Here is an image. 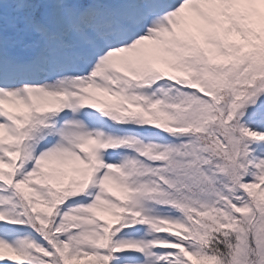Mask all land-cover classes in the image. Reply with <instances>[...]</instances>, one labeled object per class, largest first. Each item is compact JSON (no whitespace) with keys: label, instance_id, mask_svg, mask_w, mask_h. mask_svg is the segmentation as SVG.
Masks as SVG:
<instances>
[{"label":"snow or ice","instance_id":"snow-or-ice-1","mask_svg":"<svg viewBox=\"0 0 264 264\" xmlns=\"http://www.w3.org/2000/svg\"><path fill=\"white\" fill-rule=\"evenodd\" d=\"M0 264H264V0H0Z\"/></svg>","mask_w":264,"mask_h":264}]
</instances>
